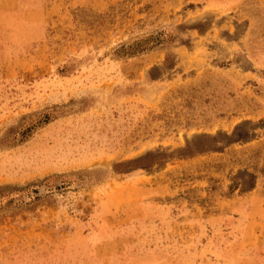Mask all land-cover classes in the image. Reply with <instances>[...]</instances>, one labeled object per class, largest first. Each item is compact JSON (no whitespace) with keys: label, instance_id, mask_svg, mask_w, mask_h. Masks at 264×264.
<instances>
[{"label":"rangeland","instance_id":"374dc122","mask_svg":"<svg viewBox=\"0 0 264 264\" xmlns=\"http://www.w3.org/2000/svg\"><path fill=\"white\" fill-rule=\"evenodd\" d=\"M263 2L0 0V264H264Z\"/></svg>","mask_w":264,"mask_h":264},{"label":"trees","instance_id":"16d2710c","mask_svg":"<svg viewBox=\"0 0 264 264\" xmlns=\"http://www.w3.org/2000/svg\"><path fill=\"white\" fill-rule=\"evenodd\" d=\"M34 192H37L36 190Z\"/></svg>","mask_w":264,"mask_h":264},{"label":"crops","instance_id":"0c3cea01","mask_svg":"<svg viewBox=\"0 0 264 264\" xmlns=\"http://www.w3.org/2000/svg\"><path fill=\"white\" fill-rule=\"evenodd\" d=\"M264 3V2H263Z\"/></svg>","mask_w":264,"mask_h":264}]
</instances>
